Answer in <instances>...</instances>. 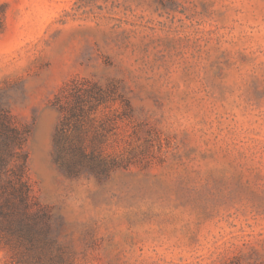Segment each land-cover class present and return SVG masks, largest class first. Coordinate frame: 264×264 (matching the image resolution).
<instances>
[{
	"label": "rangeland",
	"instance_id": "374dc122",
	"mask_svg": "<svg viewBox=\"0 0 264 264\" xmlns=\"http://www.w3.org/2000/svg\"><path fill=\"white\" fill-rule=\"evenodd\" d=\"M0 106L43 264H264V0H0Z\"/></svg>",
	"mask_w": 264,
	"mask_h": 264
},
{
	"label": "trees",
	"instance_id": "16d2710c",
	"mask_svg": "<svg viewBox=\"0 0 264 264\" xmlns=\"http://www.w3.org/2000/svg\"><path fill=\"white\" fill-rule=\"evenodd\" d=\"M61 130L56 162L71 177L84 173L102 174L99 155L88 152L78 139L74 148H65ZM59 134V135H60ZM29 131L18 128L10 110L0 106V240L10 247L18 264H43L49 246L45 214L34 210L28 176L26 145Z\"/></svg>",
	"mask_w": 264,
	"mask_h": 264
}]
</instances>
